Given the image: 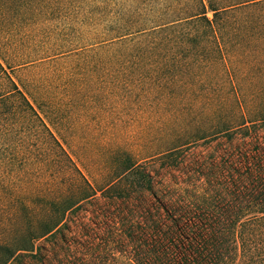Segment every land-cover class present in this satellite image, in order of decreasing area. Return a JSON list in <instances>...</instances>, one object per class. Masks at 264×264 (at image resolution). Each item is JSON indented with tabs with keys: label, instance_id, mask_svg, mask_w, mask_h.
Wrapping results in <instances>:
<instances>
[{
	"label": "trees",
	"instance_id": "16d2710c",
	"mask_svg": "<svg viewBox=\"0 0 264 264\" xmlns=\"http://www.w3.org/2000/svg\"><path fill=\"white\" fill-rule=\"evenodd\" d=\"M0 15L37 55L0 54V264H264V0H0ZM88 53L112 115L139 127L135 142L114 124L97 185L12 74Z\"/></svg>",
	"mask_w": 264,
	"mask_h": 264
},
{
	"label": "rangeland",
	"instance_id": "374dc122",
	"mask_svg": "<svg viewBox=\"0 0 264 264\" xmlns=\"http://www.w3.org/2000/svg\"><path fill=\"white\" fill-rule=\"evenodd\" d=\"M18 35L14 32L12 21L1 18L0 15V54L9 58L7 60L12 65L19 64L18 60L12 61L6 53L13 44L17 46H14L11 55L19 52L24 58L19 59L23 60L22 62L31 61V58L37 56L32 50L25 31L22 32L19 42ZM58 38V35L54 36L51 43H59L61 40ZM60 38H62L61 34ZM5 43L10 44L6 46ZM66 58L61 62L62 65L54 69L34 64L24 69H15L12 74L19 84L27 82L28 85L34 86V90L31 88L27 91L33 105L89 180L94 185L101 184L103 180L100 174L109 170L116 159L117 149L114 150L109 140L114 124L119 126L124 137L134 136L135 142L139 127L128 126L125 113L116 112V115H112L110 107L112 104L107 95L108 71L103 69L101 73H98L91 67L90 64L95 58L94 54L88 53L85 58L74 56ZM79 59H85L84 72L82 71L80 76L74 72ZM62 71L68 75L74 73L77 76L78 82L75 86L58 79ZM77 86L81 92L87 90L89 94L79 96ZM98 92L101 94L100 97H96ZM114 117L120 118L119 121H112Z\"/></svg>",
	"mask_w": 264,
	"mask_h": 264
}]
</instances>
